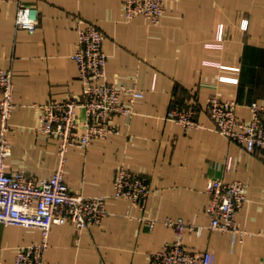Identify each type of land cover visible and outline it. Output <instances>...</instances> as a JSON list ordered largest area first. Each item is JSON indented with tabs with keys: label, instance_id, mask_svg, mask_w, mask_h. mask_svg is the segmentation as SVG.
<instances>
[{
	"label": "crops",
	"instance_id": "crops-1",
	"mask_svg": "<svg viewBox=\"0 0 264 264\" xmlns=\"http://www.w3.org/2000/svg\"><path fill=\"white\" fill-rule=\"evenodd\" d=\"M158 24L126 17L121 0H0V68L14 72V109L8 172L50 179L59 164V140L38 129L42 106L79 96L83 85L73 58L78 24L106 36L107 80L141 92L116 115L117 132L67 153L65 179L74 193L106 196L101 225L78 230L54 225L45 264H151L150 253L173 242L166 220L202 227L186 229L191 251H209L214 264H264V153L249 152L219 133L206 111L217 95L239 103L237 116L250 120L249 106L264 108V0H164ZM21 4L37 8L34 33L17 29ZM174 100L195 102L200 128L168 119ZM144 175L150 194L144 207L115 197L117 172ZM242 181L246 202L237 224L246 234L211 230L208 189L212 180ZM147 220H154L153 229ZM42 241L36 228L0 224V264H15L20 247Z\"/></svg>",
	"mask_w": 264,
	"mask_h": 264
},
{
	"label": "built area",
	"instance_id": "built-area-1",
	"mask_svg": "<svg viewBox=\"0 0 264 264\" xmlns=\"http://www.w3.org/2000/svg\"><path fill=\"white\" fill-rule=\"evenodd\" d=\"M128 20L144 16L158 24L166 7L164 0H121ZM37 8L21 4L18 10L17 29L34 33L38 28ZM78 48L73 56L83 85L82 94L64 100H55L42 106L39 131L49 138L59 140V164L50 179H37L24 171L8 172L7 161L12 155L9 139L13 115L14 72L0 68V224L36 228L42 241L20 247L15 264H45L49 238L54 225L72 223L78 230L101 225L108 215L107 197L85 196L74 193L68 186L66 175L67 153L73 146L87 148L94 140L107 138L117 132L112 120L116 115L128 116L132 108L124 103L143 97L141 92L124 84L107 80L108 55L104 51L105 34L95 25L77 27ZM239 103L235 99L211 96L206 111L216 130L229 140L243 145L249 152L264 153V108L257 102L249 108L251 119L237 116ZM199 108L195 102L180 103L174 100L167 117L185 129L200 128L197 119ZM115 197L129 199L134 205L144 207L150 184L146 176L121 168L114 182ZM211 202L209 214L211 230L230 232L243 236L237 215L246 202V186L242 181L212 180L208 189ZM173 226L177 237L161 249L150 253L151 264H214L215 256L209 251H191L184 244L186 229L196 226L183 219L165 221ZM150 229L154 220H147ZM199 233L202 227L196 228Z\"/></svg>",
	"mask_w": 264,
	"mask_h": 264
}]
</instances>
